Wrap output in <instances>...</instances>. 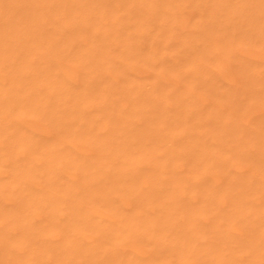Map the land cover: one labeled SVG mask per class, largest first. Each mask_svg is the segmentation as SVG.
I'll list each match as a JSON object with an SVG mask.
<instances>
[{
  "label": "rangeland",
  "instance_id": "obj_1",
  "mask_svg": "<svg viewBox=\"0 0 264 264\" xmlns=\"http://www.w3.org/2000/svg\"><path fill=\"white\" fill-rule=\"evenodd\" d=\"M0 264H264V0H0Z\"/></svg>",
  "mask_w": 264,
  "mask_h": 264
}]
</instances>
